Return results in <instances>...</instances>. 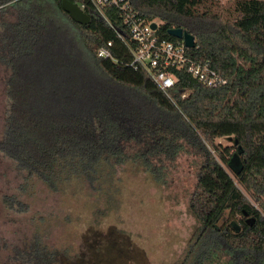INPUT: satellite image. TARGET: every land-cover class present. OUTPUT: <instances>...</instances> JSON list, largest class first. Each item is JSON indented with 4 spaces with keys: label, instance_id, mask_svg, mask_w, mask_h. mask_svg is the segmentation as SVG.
Returning <instances> with one entry per match:
<instances>
[{
    "label": "trees",
    "instance_id": "obj_1",
    "mask_svg": "<svg viewBox=\"0 0 264 264\" xmlns=\"http://www.w3.org/2000/svg\"><path fill=\"white\" fill-rule=\"evenodd\" d=\"M61 1L0 0V158L22 181L57 191L73 179L96 189L102 166L127 160L165 182L166 162L193 153L202 162L189 210L200 226L179 264H264V0H237L226 18L198 11L199 0H129L138 16L159 20L160 37L178 41L172 28L191 34L188 53L220 79L205 86L174 70L170 97L126 65L119 11L105 8L102 17L88 0H68L90 17L82 25ZM108 41L116 61L97 56ZM229 136L230 145L215 142ZM16 195L5 196L9 208L26 211ZM13 256L61 260L37 234Z\"/></svg>",
    "mask_w": 264,
    "mask_h": 264
},
{
    "label": "rangeland",
    "instance_id": "obj_2",
    "mask_svg": "<svg viewBox=\"0 0 264 264\" xmlns=\"http://www.w3.org/2000/svg\"><path fill=\"white\" fill-rule=\"evenodd\" d=\"M199 1L198 11H217L226 18L237 0ZM2 82L0 68V129ZM215 142L231 144L224 137ZM201 162L199 156L182 152L166 162L165 182H156L140 163L127 160L113 170L102 166L105 176L96 189L73 179L52 191L34 178L22 181L0 158V264H25L14 259L13 249L22 248L35 234L50 250L60 251L56 264H179L200 226L189 199ZM12 194L27 204L26 211L9 208L5 196Z\"/></svg>",
    "mask_w": 264,
    "mask_h": 264
},
{
    "label": "built area",
    "instance_id": "obj_3",
    "mask_svg": "<svg viewBox=\"0 0 264 264\" xmlns=\"http://www.w3.org/2000/svg\"><path fill=\"white\" fill-rule=\"evenodd\" d=\"M97 14L104 16L105 8L120 12V21L125 33L116 30L117 36L126 45L130 59L126 65L141 69L168 97L171 96L176 82L174 70L184 69L190 76L205 86L220 82L209 61H197L189 53L183 41L166 40L157 33L160 22L156 19L142 18L133 10L129 0H88ZM82 9V5L78 4ZM155 22V28L151 24ZM108 41L97 51V56L116 59L111 55ZM184 95V94H183Z\"/></svg>",
    "mask_w": 264,
    "mask_h": 264
},
{
    "label": "water",
    "instance_id": "obj_4",
    "mask_svg": "<svg viewBox=\"0 0 264 264\" xmlns=\"http://www.w3.org/2000/svg\"><path fill=\"white\" fill-rule=\"evenodd\" d=\"M61 7L63 11L68 13L70 18L74 22L82 25H85L89 22L90 17L87 14H85L76 3L70 2L68 0H62ZM155 25H156L155 22H152L151 24L152 28H155ZM168 34L178 39H181L184 45L188 48H192L194 46V37L191 34L182 31L180 28L169 29ZM227 139L230 141L231 137L229 136L227 137ZM235 142L236 140H234V143Z\"/></svg>",
    "mask_w": 264,
    "mask_h": 264
}]
</instances>
